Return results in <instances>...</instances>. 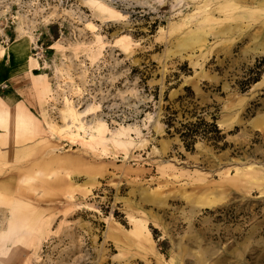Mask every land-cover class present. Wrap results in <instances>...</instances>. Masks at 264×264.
I'll use <instances>...</instances> for the list:
<instances>
[{"label": "rangeland", "instance_id": "rangeland-1", "mask_svg": "<svg viewBox=\"0 0 264 264\" xmlns=\"http://www.w3.org/2000/svg\"><path fill=\"white\" fill-rule=\"evenodd\" d=\"M205 1L0 0V97L35 116L9 125L0 264H264V0ZM173 111L224 139L187 149Z\"/></svg>", "mask_w": 264, "mask_h": 264}, {"label": "crops", "instance_id": "crops-1", "mask_svg": "<svg viewBox=\"0 0 264 264\" xmlns=\"http://www.w3.org/2000/svg\"><path fill=\"white\" fill-rule=\"evenodd\" d=\"M22 46L24 47L25 44L21 42L19 46L12 49L10 54L17 55L19 49ZM35 70L36 69H34L33 71L32 70L30 71L29 69H24V68L13 69L12 71H10L9 77L5 80L11 79L13 81L11 88L14 90V92L21 94L22 92L26 90V86L29 85V83H31L28 80L31 81L33 80V78L35 79L36 76L38 75V73H35ZM29 112L30 110L26 108L23 105V103L16 101V99L13 96L12 97L7 96L6 98L0 97V113L4 114L5 116V120H6L5 130L8 135L7 144L3 146L4 155H5V152H4L5 148L8 145L13 143V138H14V130H10V127H9L10 121L14 122L13 120L15 121L17 120L16 121L17 124H21L20 121L22 120L34 121L35 120L34 114L32 113L31 115L30 114L28 115ZM5 157L7 156L5 155ZM7 161H8V157H7ZM7 161L5 163H7ZM22 246L24 247L25 245H22ZM23 249L24 248H21L20 251L21 250L23 251Z\"/></svg>", "mask_w": 264, "mask_h": 264}, {"label": "trees", "instance_id": "trees-1", "mask_svg": "<svg viewBox=\"0 0 264 264\" xmlns=\"http://www.w3.org/2000/svg\"><path fill=\"white\" fill-rule=\"evenodd\" d=\"M187 89L189 90V88ZM188 96L190 97V95ZM185 98L186 96H180L179 100L182 101ZM191 102L190 100V103ZM189 113L195 114L192 111H189ZM177 114V111H173L165 116L164 122L166 124V131L170 135H178L187 149H193L198 138L213 140L216 143L224 139L221 129H219L215 122H208L199 116L198 120L195 122L179 121L180 125L177 126Z\"/></svg>", "mask_w": 264, "mask_h": 264}, {"label": "bare ground", "instance_id": "bare-ground-1", "mask_svg": "<svg viewBox=\"0 0 264 264\" xmlns=\"http://www.w3.org/2000/svg\"><path fill=\"white\" fill-rule=\"evenodd\" d=\"M215 1V0H214ZM225 3H227L224 7L225 8H233L236 6V1H230V0H224ZM229 1V2H227ZM211 0H206L204 2V5L200 6L198 9H204L203 11H206L205 15H203L201 18H200V22L204 23V22H207V21H213V18H212V14H213V11L215 9H212V8H209V6H211ZM223 7V8H224ZM222 7H220V9L222 10L223 9ZM216 19V18H215ZM196 35V34H194ZM199 40L201 41V36L199 37ZM182 42V41H181ZM180 43V42H179ZM19 42H14L13 44H11V47L10 49H8V51H12L13 48L19 46ZM5 125H6V120H5V116L4 114H1L0 113V167H2V165L7 161V157H5V155L3 154V146L5 144H7V139H8V135L6 133V130H5ZM128 134V133H127ZM127 149V148H126Z\"/></svg>", "mask_w": 264, "mask_h": 264}]
</instances>
